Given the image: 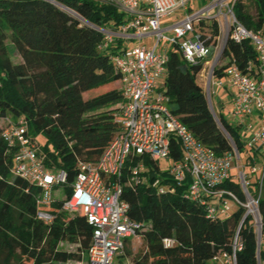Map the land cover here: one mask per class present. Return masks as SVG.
I'll use <instances>...</instances> for the list:
<instances>
[{
	"label": "trees",
	"instance_id": "16d2710c",
	"mask_svg": "<svg viewBox=\"0 0 264 264\" xmlns=\"http://www.w3.org/2000/svg\"><path fill=\"white\" fill-rule=\"evenodd\" d=\"M254 9L251 14L250 8ZM233 13L247 30L264 33V0H235ZM105 0H0V115L16 121L22 118L37 153L50 170H64L70 194L78 163L96 162L118 132L116 122L122 107V82L111 62L121 45L119 39L100 50L102 34L96 28L119 29L124 22ZM201 39L212 49L220 37L215 20L201 23ZM167 53L164 94L168 108L179 121L217 156L232 152L252 165L253 156L243 146L240 126L217 116L231 142L217 125L204 89L197 78L206 60L196 65L181 59L177 45ZM181 53V52H180ZM20 62L15 63L13 57ZM257 60L248 40L237 43L227 38L222 55L212 69L222 78L233 63L244 74ZM119 86L116 89L112 86ZM0 125V264H68L86 261L92 227L83 215L61 210L57 199L47 210L53 220L45 224L36 216L39 188L11 173L14 150H8ZM42 136L44 143L38 142ZM180 142L170 140V159L181 160ZM244 156V159L242 158ZM137 162L145 167L144 182L129 180V168ZM158 162L147 156L130 155L124 164L121 200L129 205L128 218L141 224L143 247L132 253L131 241H124L118 257L128 264H218L213 258L231 254L236 236L240 250L234 264H264V251L257 250L252 219L242 207L226 217L209 218L206 208L186 197L187 181L176 185L158 175ZM160 179L158 186L153 182ZM252 196L260 197L258 212L264 233V179L251 183ZM166 185V187H164ZM162 186L164 191L159 192ZM222 189L242 195L229 180ZM164 240L171 244L164 245ZM76 246L75 251L60 244Z\"/></svg>",
	"mask_w": 264,
	"mask_h": 264
},
{
	"label": "built area",
	"instance_id": "2783aa9c",
	"mask_svg": "<svg viewBox=\"0 0 264 264\" xmlns=\"http://www.w3.org/2000/svg\"><path fill=\"white\" fill-rule=\"evenodd\" d=\"M105 2L123 14L125 20L116 30L96 28L103 36L100 50H107L116 39L121 42L116 54L111 56L122 82L123 104L116 120L118 132L96 162L78 163L74 180L69 184L68 196L63 192L68 185L66 172L45 167L43 158L37 153L36 143L28 135L26 122L22 118L12 121L0 115L2 138L8 150H14L11 173L39 188L37 218L45 224L52 222L53 216L47 208L57 200L53 198V193L61 187L64 194L60 199L61 210L70 214L81 213L92 227L86 264H112L113 257L122 253L124 241L139 238L141 231V224L127 216L128 203L121 200V176L126 159L130 155L147 156L154 162L170 159V140L176 138L180 142L182 156L168 169L173 184L181 185L187 181L186 197L205 206L209 218L226 217L229 210L226 201H234L236 206L245 210L244 217L252 219L259 245L260 234L264 237L258 212L260 192L258 197H254L249 190V175L257 173L255 160L246 173L245 167L235 166L240 157L234 148L232 152L217 156L171 113L168 97L163 93L167 53H163L160 44L177 45L187 64L203 62L211 56L213 49L201 39L199 26L209 20L217 22L220 35L225 38L237 43L250 42L257 60L256 66L252 62L247 65L248 71L253 66L252 74L242 73L232 63L224 78L235 91L230 110L233 119L241 124L254 110L258 114L259 127L246 146L264 155V33L249 31L237 21L232 10L235 0H207L206 5L195 11L194 6L198 8L200 0ZM176 12L185 15L171 25L161 24L162 18ZM145 39H152L153 45L142 44ZM133 41L137 44L132 48L124 44ZM221 55L218 53L215 60ZM204 72L205 69L202 74ZM206 84L209 86V82ZM210 96L208 91L206 97L214 115L216 112L211 106ZM234 169L236 172H233ZM145 170L144 165L137 162L129 168L128 181L144 182ZM258 176L261 185L264 170ZM235 178L239 179L242 199L221 188L223 183L235 181ZM160 181L156 179L152 185L158 186ZM163 191L160 186L159 192ZM163 242L165 246L171 244L170 240ZM240 249L235 236L231 254L220 253L213 260L218 264H234L235 252Z\"/></svg>",
	"mask_w": 264,
	"mask_h": 264
},
{
	"label": "rangeland",
	"instance_id": "374dc122",
	"mask_svg": "<svg viewBox=\"0 0 264 264\" xmlns=\"http://www.w3.org/2000/svg\"><path fill=\"white\" fill-rule=\"evenodd\" d=\"M206 3H207V0H200L198 8H196L194 6V11L199 9V8H201V7H203L204 5H206ZM250 12H251V14H254V9L252 7L250 8ZM184 15H185V13H183V12H176V13L170 15V16H166V17L162 18L161 19V24L163 26L171 25V24L181 20ZM105 29H110V28L107 27ZM226 41H227V38H225L224 35L221 34L219 39H218V41H216V46L213 48V52H212L211 56L207 58L206 63L204 64V68L203 69H205V72L197 78L198 84L203 89L205 88L204 91L206 92V95H207V93L209 91V93L211 95L210 96L211 97L210 98L211 106H212L213 109H214L213 103H216V100L222 94L223 90L221 88H219V87H213L212 88V83H213V79H214L213 76H212V69L216 65V63H214L216 55L218 53H220L221 50L224 49ZM141 43L149 46V45H153L152 44L153 40L152 39H149V40L146 39V40H142ZM135 44H137V42H134V41L133 42H129L127 44V48H132ZM160 48L163 51V53L164 52L168 53V51L171 50L173 48V46H171L170 44L166 45L164 43H161L160 44ZM178 53H179L180 58L182 59L181 53L179 51H178ZM13 61L15 63H18V62H20V59H19L18 56H14L13 57ZM207 82H209V86H206ZM112 87H115L116 89H119L118 85L112 86ZM212 89H213L214 94H212ZM214 112H215V109H214ZM214 115L218 116L217 113H214ZM38 142L41 145L44 143V140H43L42 136L38 137ZM247 155H249L248 152H247ZM242 158L244 159V156H242ZM171 163H172L171 159H162V160H160L158 162V166H159L158 175L161 177V179L162 178L163 179H170V174L168 172V169H169V166H170ZM237 165L241 166V164L239 162L235 163V166H237ZM256 168H258V165L256 166ZM246 169L247 170L245 172L248 173L249 165L246 166ZM259 171H258L257 174L249 175L251 180H253L254 178H256L259 175ZM233 172H236V170L234 169ZM235 182L238 184L239 183V179L235 178ZM164 187H166V185ZM254 189H255L254 186H249V190H250L251 194H252V192H254ZM63 195L64 194L62 193V188L59 187V188L55 189V191L53 193V198L61 199L63 197ZM226 203H227V208L230 209V212H232L233 210H235L237 208L236 204L232 200H227ZM262 234H264V233H262ZM262 236H264V235H262ZM262 238H264V237H261V234H260L259 239H261V241H260L259 247H261ZM128 241H131L130 247H131L132 253L135 254V253H138L139 251H141V249L143 247L141 238L128 239ZM60 248H62L64 250H67V251H75L76 250V246L75 245L68 244V243L60 244ZM118 256L119 255L116 254L113 257L112 264H128L127 260L124 259V257H118ZM68 264H86V261L83 260V261H80V262H69Z\"/></svg>",
	"mask_w": 264,
	"mask_h": 264
},
{
	"label": "crops",
	"instance_id": "0c3cea01",
	"mask_svg": "<svg viewBox=\"0 0 264 264\" xmlns=\"http://www.w3.org/2000/svg\"><path fill=\"white\" fill-rule=\"evenodd\" d=\"M124 44L127 47V44L126 43H124ZM213 87H219V88H221L223 90L222 94L216 100V103H213V107L215 109V112L217 113V115H221L222 117H224V119L226 121H228L229 123H231V124H233L235 126H240V132H241L240 135H241V139H243L242 140L243 146L247 150L249 155L253 156V158L255 160V167L258 165V168H257L256 172L258 173V171L260 170L259 171V174H260L261 171L264 170V155H262V153H260V152H257L256 150L248 149L247 146H246V144L249 142V139L251 138L252 134L259 127L260 120H259L258 114L254 110L251 115H249L248 117L244 118L240 122L241 124L237 123V121L235 119H233L232 115L230 114L231 100L233 99L234 94H235L234 89H232L226 83L224 77L219 78V79L218 78H214L213 79V83H212V88ZM212 94H214L213 89H212ZM237 162H239L241 164V166L244 168L243 160L239 159ZM244 170L245 171L247 170L246 167L244 168ZM257 173H255V174H257ZM254 179H256V178H254ZM254 179L251 180V178L249 177L250 186H253L251 183H252V181H254ZM229 213H230V209L228 210V214ZM261 250L264 251V238H262Z\"/></svg>",
	"mask_w": 264,
	"mask_h": 264
},
{
	"label": "water",
	"instance_id": "95a60500",
	"mask_svg": "<svg viewBox=\"0 0 264 264\" xmlns=\"http://www.w3.org/2000/svg\"><path fill=\"white\" fill-rule=\"evenodd\" d=\"M50 2H52V0H49ZM223 50H221L220 55L222 54ZM217 59L214 61V63H216ZM217 125L219 126V128L221 129V131L224 133V135L228 138V140L231 142V138L229 137V135L226 133V131L223 129V127L221 126L220 122L217 120V117L215 115H213ZM259 248V245L257 243V250Z\"/></svg>",
	"mask_w": 264,
	"mask_h": 264
}]
</instances>
